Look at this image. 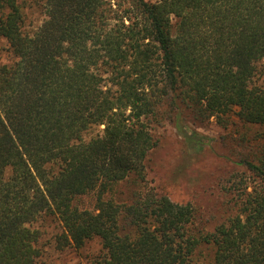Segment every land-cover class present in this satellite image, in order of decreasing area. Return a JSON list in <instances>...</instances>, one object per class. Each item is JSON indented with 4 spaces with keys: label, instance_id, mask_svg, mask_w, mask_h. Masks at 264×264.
I'll return each instance as SVG.
<instances>
[{
    "label": "trees",
    "instance_id": "trees-1",
    "mask_svg": "<svg viewBox=\"0 0 264 264\" xmlns=\"http://www.w3.org/2000/svg\"><path fill=\"white\" fill-rule=\"evenodd\" d=\"M2 40L0 264H37L47 216L60 250L101 239L89 264H264V156L243 162L255 181L232 180L237 213L213 231L145 184L166 100L264 127V0H0ZM124 182L140 189L115 200Z\"/></svg>",
    "mask_w": 264,
    "mask_h": 264
},
{
    "label": "rangeland",
    "instance_id": "rangeland-1",
    "mask_svg": "<svg viewBox=\"0 0 264 264\" xmlns=\"http://www.w3.org/2000/svg\"><path fill=\"white\" fill-rule=\"evenodd\" d=\"M156 2L158 0H147ZM34 24L42 17L36 9L30 10ZM13 56L6 40L0 43V62L9 63ZM253 83L264 84V61L257 64ZM166 100L157 116L150 117L151 126L160 145L146 159L147 186L157 188L178 203H191L196 209L197 228L213 231L215 227L237 213L235 192L229 190L232 180L243 179L252 184L255 176L243 163H256L264 156V127L245 123L232 114L225 123L216 117L202 119L198 112L184 104L173 106ZM144 184H142L143 187ZM130 183L115 187V200H127L134 189ZM138 189V190H139ZM81 205L93 208L95 195H86ZM38 225L43 231L42 255L37 264H89L102 253L99 237L89 240L82 248H57L56 236L62 231L59 220L47 216ZM203 262L212 259L213 249L201 250Z\"/></svg>",
    "mask_w": 264,
    "mask_h": 264
}]
</instances>
